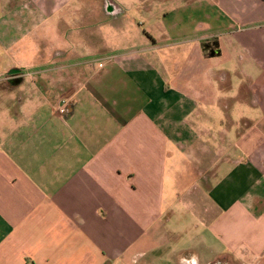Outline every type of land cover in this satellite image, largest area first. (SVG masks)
Here are the masks:
<instances>
[{
    "label": "crops",
    "instance_id": "obj_1",
    "mask_svg": "<svg viewBox=\"0 0 264 264\" xmlns=\"http://www.w3.org/2000/svg\"><path fill=\"white\" fill-rule=\"evenodd\" d=\"M198 251L264 264V0H0V264Z\"/></svg>",
    "mask_w": 264,
    "mask_h": 264
},
{
    "label": "rangeland",
    "instance_id": "obj_2",
    "mask_svg": "<svg viewBox=\"0 0 264 264\" xmlns=\"http://www.w3.org/2000/svg\"><path fill=\"white\" fill-rule=\"evenodd\" d=\"M124 2H126V1H124ZM127 3H128V6H131L130 5L131 3L129 1H127ZM138 13H140V12L138 10L134 9V10H132L131 14H128L129 16H125V18H124L126 20V17H132V22H131L132 23V27H131L132 30L139 29V28L142 29V27H144V26L146 28V25H141L140 21L143 20L144 18H142L143 16L141 14H138ZM134 18L136 19V22L133 21ZM109 25H112V24H109ZM100 26H102V24H100ZM106 34H107L106 39H107L109 45H113L115 39H116L115 40L116 42H119V37L117 36L115 30L108 28V31ZM126 35H128V34L124 33V36H126ZM116 36L118 38H115ZM174 245L173 244L171 245L172 249L174 248ZM177 248H179V247H177ZM188 258H192V257H188ZM194 258H196V259H194L192 261V264H208V262L205 260L208 258V254L205 253L204 251H198V256L197 257L194 256ZM154 260H155L154 264H187V262H188V259H185V258L181 259L180 257L178 258V256H175V255L170 256V255H168V253L161 254V255L155 257ZM188 264H191V263H188ZM212 264H236V263L223 262L221 260H219V261L216 260Z\"/></svg>",
    "mask_w": 264,
    "mask_h": 264
},
{
    "label": "built area",
    "instance_id": "obj_3",
    "mask_svg": "<svg viewBox=\"0 0 264 264\" xmlns=\"http://www.w3.org/2000/svg\"><path fill=\"white\" fill-rule=\"evenodd\" d=\"M66 110H67V104H66V103H63V104L60 106L59 111H60L61 113H65Z\"/></svg>",
    "mask_w": 264,
    "mask_h": 264
}]
</instances>
